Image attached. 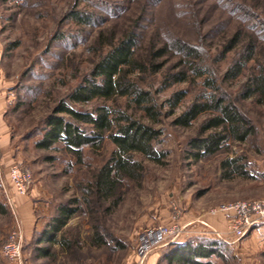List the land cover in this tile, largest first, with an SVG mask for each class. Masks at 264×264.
Here are the masks:
<instances>
[{
	"label": "rangeland",
	"instance_id": "obj_1",
	"mask_svg": "<svg viewBox=\"0 0 264 264\" xmlns=\"http://www.w3.org/2000/svg\"><path fill=\"white\" fill-rule=\"evenodd\" d=\"M239 31L241 39L228 50ZM128 32L135 62L125 68L126 79L149 101L140 104L129 93L74 101L72 93L95 77V65ZM249 39L254 56L228 76ZM184 43L195 47V57L177 47ZM256 77H264V0H0V264H12L2 246L17 228L22 264H179L168 257L177 246L211 239L221 252L211 257L215 264H264V221L237 238L230 216L212 212L264 197V96L244 95ZM214 96L235 102L255 131L197 160L190 140L213 113L187 126L177 119ZM61 104L94 114L105 107L113 117L125 113L159 128L154 143L165 153L162 161L135 153L140 177L100 196L92 184L115 148L108 132L84 145L80 157L61 141L39 144L54 114L92 131L91 124L56 113ZM145 104L154 106L153 117ZM226 159L246 174L226 177ZM16 163L32 174L25 194L11 177ZM61 205L75 210L57 233L62 242L40 240ZM175 221L185 229L179 238L146 246L149 230Z\"/></svg>",
	"mask_w": 264,
	"mask_h": 264
},
{
	"label": "trees",
	"instance_id": "obj_2",
	"mask_svg": "<svg viewBox=\"0 0 264 264\" xmlns=\"http://www.w3.org/2000/svg\"><path fill=\"white\" fill-rule=\"evenodd\" d=\"M240 35L241 31L229 40L228 50L238 44L241 39ZM133 41V35L128 32L118 45L113 46L109 53L95 65L93 69L95 77L72 93L73 100L82 102L94 97L108 99L129 93L140 104L149 101L147 92L139 90L136 84L126 79L125 68L135 62L132 50ZM177 47L185 51L188 56L197 55L195 47L187 43ZM254 51L253 41L247 40L239 59L230 68L228 76L236 77L242 71L245 62L254 56ZM96 77L101 80L98 81ZM258 93L264 96V77H256L251 85H248L244 95L249 97ZM153 107L151 104L144 105L152 117L155 115ZM209 111L213 114L203 123L201 129L203 133L190 140V145L195 148L192 153L197 160L217 153L230 141L245 142L255 131L251 119L235 102L226 101L219 96H214L206 102H194L178 117L177 123L187 126L200 114ZM59 112H66L79 122L91 124L92 131L88 133L81 125L67 120L65 116L54 114L47 119V130L39 142L41 146L50 147L53 143L61 141L80 157L84 145L98 143L106 132L115 144L111 157L99 168L93 180L94 190L100 196L110 197L123 179L140 177L142 164L135 159V153H140L156 162L162 161L165 155L164 152L156 149L154 143L160 137L161 130L125 113L113 117L105 107L99 108L94 114L77 110L67 104H61L56 110V113ZM235 163V159H226L222 162V166L229 169L225 174L226 177L246 174L244 167ZM4 210L5 205L0 200V212ZM74 212L75 210L67 205H61L59 213L48 224L51 228L48 227L41 232L40 240L61 243L62 240L57 238V233L63 230ZM41 250L44 255L51 254L49 247H42ZM215 254H221L220 246L217 240L211 239L199 242L190 241L177 246L168 254V257L171 262L177 261L179 264H215L211 259Z\"/></svg>",
	"mask_w": 264,
	"mask_h": 264
},
{
	"label": "built area",
	"instance_id": "obj_3",
	"mask_svg": "<svg viewBox=\"0 0 264 264\" xmlns=\"http://www.w3.org/2000/svg\"><path fill=\"white\" fill-rule=\"evenodd\" d=\"M12 180L19 194L28 192L33 182L32 174L28 168L21 164H14L10 170ZM8 196V200L11 201ZM223 212L230 217V232L237 238L243 237L246 232L264 221V197L250 200H236L221 204L212 210L213 213ZM185 232L184 227L174 222L169 226L157 227L148 231L146 246L168 242L179 238ZM23 234L19 228L10 234L2 246L3 254L12 264H22Z\"/></svg>",
	"mask_w": 264,
	"mask_h": 264
},
{
	"label": "crops",
	"instance_id": "obj_4",
	"mask_svg": "<svg viewBox=\"0 0 264 264\" xmlns=\"http://www.w3.org/2000/svg\"><path fill=\"white\" fill-rule=\"evenodd\" d=\"M222 214H223L224 217H227L228 218V216H227L228 214H226V213H222ZM218 216H220V215H218Z\"/></svg>",
	"mask_w": 264,
	"mask_h": 264
}]
</instances>
